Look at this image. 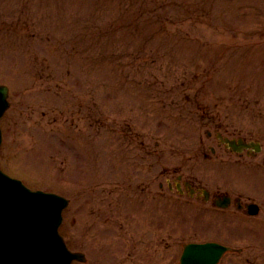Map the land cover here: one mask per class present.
Here are the masks:
<instances>
[{"label":"rangeland","instance_id":"374dc122","mask_svg":"<svg viewBox=\"0 0 264 264\" xmlns=\"http://www.w3.org/2000/svg\"><path fill=\"white\" fill-rule=\"evenodd\" d=\"M129 1L0 0V82L10 86L11 101L0 164L34 188L71 199L62 231L88 257L73 264H179L184 243L212 237L243 247L222 264H264V212L249 231L234 232V224L219 231L218 220H197L198 201L168 191L164 174L199 172L205 162L229 171L232 186L264 195V180L235 173L237 154L221 163L226 149L215 137L219 130L264 144V0H206L216 16L179 31L194 40L164 33L150 42L152 55L141 36L106 33L117 3ZM128 43L130 54L120 52ZM143 149L156 152L150 163L140 159ZM259 158L239 163L258 166ZM91 189L98 195L89 202ZM111 199L117 209L109 212ZM96 211L104 216L89 217ZM91 221L96 230L88 232Z\"/></svg>","mask_w":264,"mask_h":264},{"label":"water","instance_id":"95a60500","mask_svg":"<svg viewBox=\"0 0 264 264\" xmlns=\"http://www.w3.org/2000/svg\"><path fill=\"white\" fill-rule=\"evenodd\" d=\"M7 89L0 87V116L8 106ZM61 204L53 196L26 190L0 173V264H68L56 233ZM61 248V251H60ZM223 248L213 243L188 244L182 264H215ZM64 256L56 261L55 256Z\"/></svg>","mask_w":264,"mask_h":264},{"label":"trees","instance_id":"16d2710c","mask_svg":"<svg viewBox=\"0 0 264 264\" xmlns=\"http://www.w3.org/2000/svg\"><path fill=\"white\" fill-rule=\"evenodd\" d=\"M184 0H133L126 5L127 11L132 10V14L125 17L124 26L134 25L141 27L149 22H156L159 28L164 30L166 25L172 21H186L190 18H196L194 12L182 11V2ZM139 3L138 7H132L133 3ZM125 7V6H124ZM174 10V13L168 10ZM176 9L180 10V16L177 15ZM130 16V19H129ZM197 20V19H195ZM130 21V23H129ZM152 34V32H150Z\"/></svg>","mask_w":264,"mask_h":264},{"label":"flooded vegetation","instance_id":"af4514ba","mask_svg":"<svg viewBox=\"0 0 264 264\" xmlns=\"http://www.w3.org/2000/svg\"><path fill=\"white\" fill-rule=\"evenodd\" d=\"M195 186L196 187H194V189H193L194 194L200 198H202V197L206 198L207 195L203 190L204 184L199 183L198 185H195ZM220 195H221V189L217 188L216 191H213V192L209 191L207 197H213L214 203H218V202H220L219 200L222 197Z\"/></svg>","mask_w":264,"mask_h":264}]
</instances>
